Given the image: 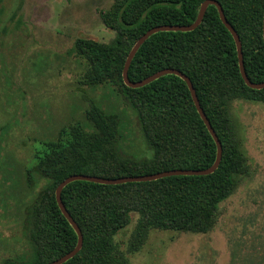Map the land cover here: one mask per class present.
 Masks as SVG:
<instances>
[{
    "label": "trees",
    "instance_id": "trees-1",
    "mask_svg": "<svg viewBox=\"0 0 264 264\" xmlns=\"http://www.w3.org/2000/svg\"><path fill=\"white\" fill-rule=\"evenodd\" d=\"M201 1L113 0L99 11L103 24L115 32L113 40L74 39L72 53L85 64L86 83L94 86L110 82L117 86L152 155L135 159L125 153L120 117L92 105L87 122L72 129L67 147L56 145L58 148L26 170L29 199L20 206V223L28 248L21 255L2 259L0 264H45L74 247L76 233L55 199L56 186L69 175L114 178L175 168L203 169L212 164L216 145L183 79L164 74L137 88L126 86L122 80L126 56L136 39L156 25L193 22ZM217 1L239 36L247 77L253 82L263 81L264 0ZM166 67L190 79L221 142L219 165L206 175H172L121 184L69 182L61 190V200L81 230L82 245L62 264H128L116 252L113 235L127 225L131 212L138 213L137 240L150 227L204 232L218 204L232 191L242 168V156L228 104L237 97L264 103V88L253 89L244 83L235 42L214 5L207 6L193 30L151 34L135 52L127 75L137 81Z\"/></svg>",
    "mask_w": 264,
    "mask_h": 264
},
{
    "label": "rangeland",
    "instance_id": "rangeland-1",
    "mask_svg": "<svg viewBox=\"0 0 264 264\" xmlns=\"http://www.w3.org/2000/svg\"><path fill=\"white\" fill-rule=\"evenodd\" d=\"M112 1L0 0V262L28 248L20 223V206L29 199L26 170L56 145L67 147L92 105L120 117L125 153L152 155L117 86L88 85L85 64L72 53L77 37L113 40L99 17ZM228 110L242 168L210 227H150L137 240L138 213L131 212L113 235L128 264L264 262V103L237 97Z\"/></svg>",
    "mask_w": 264,
    "mask_h": 264
},
{
    "label": "water",
    "instance_id": "water-1",
    "mask_svg": "<svg viewBox=\"0 0 264 264\" xmlns=\"http://www.w3.org/2000/svg\"><path fill=\"white\" fill-rule=\"evenodd\" d=\"M214 5L218 11L219 18L221 22L224 24V26L228 29L230 34L233 37V40L235 42L236 46V52H237V59H238V67L239 71L241 74V77L244 81V83L253 89H261L264 88V80L261 82H253L251 81L245 72L244 64H243V55H242V50H241V42L239 39V36L233 26L227 21L223 9L220 5V3L217 0H203L201 1L196 17L193 22L189 24H184V25H156L151 28H149L147 31H145L142 35H140L136 41L133 43L131 48L128 51V54L126 56L123 68H122V80L123 83L131 88H137L140 86H143L150 81L164 75V74H175L179 76L181 79L184 80L186 83L188 90L190 92L192 101L194 103V106L202 119L203 123L205 124L208 132L210 133L212 139L214 140V143L216 145V155L215 159L212 162V164L206 168L203 169H184V168H175V169H168V170H162L158 172H153L149 174H139V175H127V176H119V177H114V178H106V177H100V176H94V175H87V174H72L67 177H65L63 180H61L58 185L55 188V199L58 205V208L60 209L61 213L63 216L67 219V221L70 223V225L73 227L76 236H77V241L74 247L63 254L62 256L47 262L45 264H62L69 258L73 257L81 248L82 245V233L80 228L77 226L76 222L73 220L71 215L68 213L66 210L62 200H61V190L62 188L68 184L71 181L74 180H85V181H90L94 183H100V184H121V183H127V182H141V181H150V180H155L158 178L166 177V176H172V175H206L212 173L217 166L219 165L220 159H221V153H222V146L221 142L218 139L214 129L212 128L209 120L207 119L203 109L200 106L199 100L197 98V95L195 93V90L193 88V85L190 81V79L181 71L171 68V67H166L162 68L153 74H150L149 76H146L140 80L137 81H131L128 78L127 75V70L130 64L131 59L133 58L135 52L137 49L140 47V45L153 33L158 32V31H165V30H179V31H189L193 30L196 28L199 23L201 22L203 15L205 13V10L208 5ZM262 38L264 41V8H263V17H262Z\"/></svg>",
    "mask_w": 264,
    "mask_h": 264
}]
</instances>
